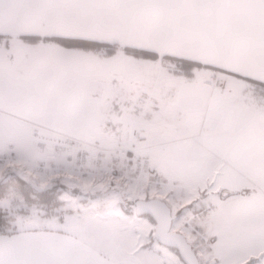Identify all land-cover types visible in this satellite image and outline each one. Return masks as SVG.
I'll list each match as a JSON object with an SVG mask.
<instances>
[{
    "label": "snow or ice",
    "instance_id": "snow-or-ice-1",
    "mask_svg": "<svg viewBox=\"0 0 264 264\" xmlns=\"http://www.w3.org/2000/svg\"><path fill=\"white\" fill-rule=\"evenodd\" d=\"M157 64L164 71L153 74ZM93 88L101 96L92 119L77 123ZM137 92L158 110L175 108L203 161L193 190L162 189L158 200L151 185L129 190L139 168L108 171L97 125L107 130L115 117L122 128ZM257 120L264 0H0V179L70 189L52 215L47 205H23L15 219L0 213V264H264V178L228 134ZM0 196L23 200L12 188ZM174 200L182 207L173 210ZM188 213L211 217V230Z\"/></svg>",
    "mask_w": 264,
    "mask_h": 264
},
{
    "label": "rangeland",
    "instance_id": "rangeland-1",
    "mask_svg": "<svg viewBox=\"0 0 264 264\" xmlns=\"http://www.w3.org/2000/svg\"><path fill=\"white\" fill-rule=\"evenodd\" d=\"M101 65L104 63L99 62ZM153 74H158L163 72L164 69H161L159 64L151 66ZM93 88L90 89V96H85L81 103L79 112L75 116V121L80 124H86L88 121L92 119L93 113L95 111L96 105L98 103V98L100 96V89ZM89 92V91H88ZM98 94V96L96 95ZM126 113V112H125ZM15 116L12 117L15 120ZM113 123L110 124L105 129L103 120H101L97 125V133L98 135L103 137L102 145L97 151L101 153H105L103 148H108L109 145L112 146L113 151H106L107 159L110 161L111 158L116 161L117 158H122L123 160V168H118L116 172L112 170L111 167L108 168L109 172H114L116 177H121V174L124 176L131 175L137 171L139 168V176L137 177V184L129 186V190L136 192L138 189H142L145 186L151 185L153 189V195L156 198L164 199L162 195H160V190L169 189L174 187L177 192L181 189L185 190H193L197 183H199L200 175H201V167L203 161L197 163V158L195 155V149L189 147L185 144L182 136V132L179 127V118L176 113L175 108L171 106L168 108L167 112L162 110L161 113H150L148 116L141 115L137 120H133L131 123V127L133 124H137L136 129L140 130L141 137L139 138L138 134L134 137V144L130 143L128 138L129 133L127 129H123L118 126L115 117L111 118ZM124 121V126L127 127V124L130 125L129 120H131V116L127 114L122 117ZM135 121V122H134ZM138 132V131H137ZM123 133V140L119 142V144L114 143V139L119 141L120 134ZM140 136V135H139ZM133 146H135L133 148ZM252 147V160H250L251 164H256V157L260 156L259 154H264V145L263 146H251ZM133 148V164L129 162H125L124 159V149ZM247 152H251L248 147H242ZM108 150V149H107ZM257 153V156H254ZM114 155V156H112ZM112 162V160H111ZM79 163V161H78ZM106 163V162H105ZM148 165V166H145ZM257 165V164H256ZM153 166L157 167L156 174L152 173L151 176L149 171ZM81 171H87L86 168H81ZM151 173V172H150ZM16 175L6 176L0 181H5L8 179H14ZM260 176V175H259ZM17 177V176H16ZM112 179V175L106 177L104 184L107 185V181ZM119 179L117 183H119ZM175 182V183H174ZM56 186L61 187L63 193H67L70 191L64 184H56ZM91 187V185H89ZM12 189H17L19 191L21 199H11L5 202L4 198L0 200V206L7 209L9 213H11L15 219L17 214H22L21 209L23 205H28L31 207L32 205L41 206L44 204L39 203H29L19 188L11 186ZM73 196L83 195L79 192H72ZM95 196V195H94ZM92 197V196H91ZM90 198V197H88ZM92 199V198H90ZM96 200V199H92ZM186 202V201H185ZM204 207L199 209H194L193 211L196 213H202L207 204L208 200H204L201 202ZM169 204L173 210L178 207H182V204H179L178 201H169ZM44 211L49 215L53 213V207L47 205L44 207ZM238 213L233 212L232 214V224L235 226L238 224ZM185 220L188 223H199L203 226H206V230H211V217H203L200 215H196L195 219H193L192 213L185 214ZM183 223L180 227H183Z\"/></svg>",
    "mask_w": 264,
    "mask_h": 264
},
{
    "label": "crops",
    "instance_id": "crops-1",
    "mask_svg": "<svg viewBox=\"0 0 264 264\" xmlns=\"http://www.w3.org/2000/svg\"><path fill=\"white\" fill-rule=\"evenodd\" d=\"M99 62L103 61H97L98 65H101ZM99 90V89H98ZM146 91V90H145ZM100 92V96H101V91H97ZM92 93L89 92L86 93V97L90 96ZM96 95L98 96V94L96 93ZM99 96V97H100ZM129 104L127 105V108L125 109V114L128 113V115L131 116V120H129V124H127V127L123 126V129H127L128 133H129V140L131 144H134V137L136 136V134L139 133L138 137H141V133L140 130L136 129L137 124H133V126L131 127V123L133 122V120H137L141 115H145L148 116L150 115V113H161L162 109L158 110L156 108L153 107L154 101L152 99V97L150 95H144L141 92H137L135 95L131 96L129 98ZM174 108V107H172ZM138 131V132H137ZM231 141L233 143V145L239 150V152L241 153V155L248 161L249 165L251 166V168L253 169L254 173L260 177V178H264V154H259L260 156H257V153H254V156L256 157V164H251L250 160H252V147L251 146H263L264 145V120H257L255 123H252L250 125L244 126V127H240V126H235L232 127L231 129H229L228 132ZM242 147H248L249 150L251 152H247V150H244ZM108 149V150H107ZM114 148H112L111 145L107 147H105V149L103 148V150L105 151V153H102L103 155V162L107 164L108 168L111 167L112 170L114 172H116V170L118 168H123V160L122 158H117L116 161H113L114 159L111 158V160L109 161L107 159V155H106V151H113ZM131 155V154H130ZM114 156V155H112ZM133 162V159L131 161V164ZM130 163V162H129ZM135 162H133L134 164ZM132 164V165H133ZM87 170V169H86ZM157 170L156 166H153L151 168V170L149 171V174L152 176V173H155ZM151 172V173H150ZM156 174V173H155ZM260 175V176H259ZM60 184V183H58ZM92 199H98L99 198V193H97V195H93L92 197H90ZM85 199H88V197H86ZM161 199V198H160ZM202 206L204 207V205L201 203L199 206V210L202 208Z\"/></svg>",
    "mask_w": 264,
    "mask_h": 264
},
{
    "label": "trees",
    "instance_id": "trees-1",
    "mask_svg": "<svg viewBox=\"0 0 264 264\" xmlns=\"http://www.w3.org/2000/svg\"><path fill=\"white\" fill-rule=\"evenodd\" d=\"M11 186L19 188V190L21 191V193L29 203H39V204L49 205L53 208L54 207L58 208L63 206L64 202L59 199V197L63 193L61 187L55 186L54 188L50 189L49 192L44 193L33 188L30 184H25L23 180H21L19 177L16 176L14 179L10 178L5 181H0V190H3L5 188H10ZM1 199H3L2 196H0V200ZM53 199L55 200V205L50 204V201ZM0 213H9V211L3 208L2 206H0Z\"/></svg>",
    "mask_w": 264,
    "mask_h": 264
},
{
    "label": "built area",
    "instance_id": "built-area-1",
    "mask_svg": "<svg viewBox=\"0 0 264 264\" xmlns=\"http://www.w3.org/2000/svg\"><path fill=\"white\" fill-rule=\"evenodd\" d=\"M124 134L123 133H121L120 134V136H119V141L118 140H116V139H114V143L115 144H119V142L121 141V140H123V136ZM70 151H75L74 149H70ZM87 154L86 153H81V157H82V159L79 161V163L80 164H84V163H86V161L83 159V157H85ZM145 166H148V165H145Z\"/></svg>",
    "mask_w": 264,
    "mask_h": 264
},
{
    "label": "water",
    "instance_id": "water-1",
    "mask_svg": "<svg viewBox=\"0 0 264 264\" xmlns=\"http://www.w3.org/2000/svg\"><path fill=\"white\" fill-rule=\"evenodd\" d=\"M156 199L161 200L160 198H156Z\"/></svg>",
    "mask_w": 264,
    "mask_h": 264
}]
</instances>
